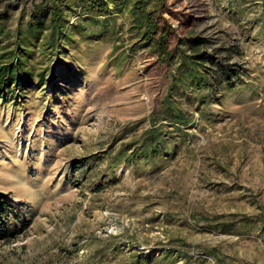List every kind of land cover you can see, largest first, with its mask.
Returning <instances> with one entry per match:
<instances>
[{"label": "rangeland", "instance_id": "1", "mask_svg": "<svg viewBox=\"0 0 264 264\" xmlns=\"http://www.w3.org/2000/svg\"><path fill=\"white\" fill-rule=\"evenodd\" d=\"M41 2L0 0L4 30L24 24ZM169 3L198 15L193 30L238 64L235 87L203 111L198 99L171 93L189 113L184 140L154 160L113 167L106 155L151 125L175 61L158 69L156 52L131 29L129 7L113 18V3L108 16L71 12V23L98 20L60 53L76 78L39 50L33 63L64 75L55 89L30 83L23 97L0 99V192L16 204L17 231L0 240V264H190L182 255L217 264L209 253L264 264V0ZM100 154L74 171L75 161Z\"/></svg>", "mask_w": 264, "mask_h": 264}, {"label": "trees", "instance_id": "2", "mask_svg": "<svg viewBox=\"0 0 264 264\" xmlns=\"http://www.w3.org/2000/svg\"><path fill=\"white\" fill-rule=\"evenodd\" d=\"M110 3L115 4L111 18L114 14L124 13L129 7L133 20L131 29L137 32L141 42L156 52L154 64L162 73L170 70L175 61L168 93L164 96L161 107L156 106L152 111L151 125L137 138L122 142L112 157L111 152L106 155L113 167H116L123 163L130 165L139 159L154 160L164 149L170 150L169 143L175 146L173 140H184L186 131L183 128L189 125V117L186 116L188 112L171 99V93L185 94L191 102L198 99L203 104L200 109L203 111L204 106L210 104L213 95L218 98L216 94L235 87L234 78L239 77L241 71L238 64L224 61L219 56L218 48L210 50L208 40L193 30L192 26L199 20L198 15L188 7L180 11L175 9L169 0H42V6L34 5L27 14L25 23L19 22L14 31L4 30V17H1L4 13H0V99L15 91L23 97V94L28 93L30 83H36L43 90H46V86L55 89L54 85L64 75L57 74L52 65L43 68L42 65L33 63L32 59L39 50L47 56L49 62L54 57L53 62L60 63L59 69L63 74L71 71L72 77L76 78V71L62 61L60 53L75 41V35H81L83 40L87 39L86 28L98 20L85 16L79 22L71 23L69 14L81 9L83 12L96 10L98 15L108 16ZM107 18L102 21L103 30L97 33L98 36L106 32L104 29L109 22ZM175 18H178L177 28L173 23ZM100 156L102 155H91L75 161L74 171L88 169V160ZM99 188L101 187H97V190ZM15 211L13 199L0 192V240L9 242L17 236V231L10 223V216ZM242 221L257 224L248 219L238 222ZM172 252L168 249L161 256H171ZM209 254L216 259L217 264H233L226 263L225 259L215 253ZM182 256L186 262L193 264L190 262L191 256ZM145 258L150 261L151 254Z\"/></svg>", "mask_w": 264, "mask_h": 264}]
</instances>
